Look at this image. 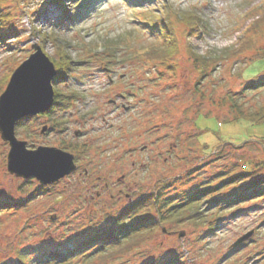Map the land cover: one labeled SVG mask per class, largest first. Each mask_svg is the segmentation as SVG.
<instances>
[{"label":"rangeland","instance_id":"1","mask_svg":"<svg viewBox=\"0 0 264 264\" xmlns=\"http://www.w3.org/2000/svg\"><path fill=\"white\" fill-rule=\"evenodd\" d=\"M162 1L175 12L169 11L178 43L166 61L146 57L162 44L163 25L153 18L164 9ZM0 10L12 14L0 22V96L34 44L53 61L67 51L65 76L53 85L62 94L76 93L67 110L39 116L27 130L16 127L17 137L29 146L64 142L78 148L75 172L18 209H0V262L23 256L20 246L64 237L80 244L89 240L86 230L117 226L115 217L159 179H175L162 190L164 197L196 189L210 177V192L197 207L188 205L191 218L165 222L121 252L72 263L156 264L170 253L173 264H264V193L250 198L264 190V182L258 184L264 176V123L232 120L237 110L264 104V86L244 90L264 80V23L261 33L253 32L264 19V0H101L72 24L58 22L63 8L50 0H7ZM189 12L202 18L199 29L184 21ZM153 21L159 29L147 25ZM54 119L64 123L53 127ZM44 126L51 130L42 133ZM8 151L0 136L1 203L25 200L41 186L8 172ZM202 156L209 161L195 169ZM250 231L252 240L234 251L233 243Z\"/></svg>","mask_w":264,"mask_h":264},{"label":"trees","instance_id":"2","mask_svg":"<svg viewBox=\"0 0 264 264\" xmlns=\"http://www.w3.org/2000/svg\"><path fill=\"white\" fill-rule=\"evenodd\" d=\"M6 1L7 0H0V9H1V5ZM98 1L101 0H75V2H73V0H66L65 3L58 5L61 8H63L62 17L58 22L62 24L71 22L72 24L76 21H79L81 18L85 16V14H87V12H89L91 9H94ZM129 1L137 4L140 3V1L142 0H129ZM50 2L52 3V5H57L56 3H53L52 0H50ZM162 3L164 2L162 1ZM69 5L73 7L72 9H74V13L69 8ZM163 7L164 9L161 10L162 12L160 11L159 14L153 15V18H156V20L160 21V23H162L163 25L162 32L160 33V42H159L162 44L152 46L153 48L149 49V51L146 54L147 58L150 57L152 59H156L159 61H166L168 59H171L172 56L174 55V51H176L178 47V43L174 33L173 22L170 19L171 13L169 11H171L172 13L175 12L171 10V6L168 3L166 4L164 3ZM189 13H191V17L185 13L184 15L185 20L183 19V16L182 17L180 16L179 19L180 20L182 19L185 22H187L191 27V29L195 28V26H197V29H199L202 23L201 20L202 18L197 13L194 12H189ZM11 17L12 14L10 12L1 15V10H0V22H3V20L8 21ZM263 23H264V19L257 20V23L253 27V32L255 34H259L262 32L260 25H262ZM149 24L152 28L153 27L158 28L159 26L155 21L148 22L147 25ZM1 30L3 32L5 30V27H1ZM52 33L56 35L58 32H52ZM247 38H246L248 40L246 41L247 43L253 42L252 37H247ZM241 43L239 44L240 47H241ZM245 45L246 44L244 43L242 47ZM64 47L65 46L63 44L57 45V48L59 49L61 48L63 49ZM109 50L111 51V49ZM60 55L62 57L61 61L52 60L57 69V74L53 80V83L59 81L60 77L64 78L65 76L64 65H66V59L69 58V56L67 51L65 50L61 51ZM259 55H264V49ZM215 59L217 58H215L214 56H209L208 61H213ZM205 66H209V63L205 64ZM260 86H264V80H261V82H256L255 84H250L246 86L244 90L256 89ZM75 94H76L75 92H71L69 94L68 93L62 94L57 89H55V97L53 103L54 107L52 106L50 110L46 111L45 113L36 116L24 117L23 119L17 122V127H21L27 130L32 126V123L35 121L37 117L43 116L49 111L51 116L52 114L56 113L59 110H67L70 107L72 99L75 98ZM241 119L246 120L252 124L264 123V104L263 105L261 104L257 108V110L254 111L245 112L242 110H237L232 120H241ZM63 123L64 122H60L59 119H54L52 126L59 127V125ZM47 129H49L48 126ZM196 146H198V144H196ZM58 148L64 149L66 151L69 150V152L75 155L78 152L75 151L78 150V148L72 147L70 144L66 145L64 142L61 145L59 144ZM204 159H206V157ZM199 160L200 161L197 164V167H195V169L198 168L203 163L209 161L208 158L207 160L204 161H202L201 159ZM182 175L177 176L176 179H178L179 181L180 179H182ZM247 175L248 174H241L238 176V178H244ZM259 178L260 179L258 181V184H262L264 182V176H260ZM211 179L213 178L209 177V180L205 179L203 181L209 182ZM168 180L170 179L169 178L161 179V180L159 179V182L153 185L152 190L149 194H146L144 198H140L136 203L132 204L127 209L122 210L119 213V215H117L113 220L114 223L117 224V226L114 227H112L111 225L108 227L102 226L95 229L93 232H90L88 230L84 231L83 235L88 236L89 238L88 241L80 244L70 245L69 243L71 239L68 237H64L63 241L61 240L57 241L56 239H54L48 241H41L42 243L40 242L39 244H29L28 246H26L28 248H24L25 246H20L21 247L20 253L23 256L18 257L15 262L9 263L7 261H3L0 262V264H73L72 262H74L77 258H85L87 260V257L91 256V258L89 259H92V256L96 254H97L96 256L98 255L101 256L106 254L107 252H111V253L121 252L124 248L128 246L131 247V245H135L147 239L165 222L180 223V221L183 219L191 218V214L193 213L191 209L197 207L196 201H198L199 198L204 197L207 193L210 192V190L206 189L207 186H205V184H207L208 182L200 184L197 188L195 187L196 189L189 188V190H187V192H184L183 194H181L180 192V194L177 195L166 194L164 197H162V195L165 194V192H162V190L168 188L169 183L173 182L175 179L171 181ZM32 181L33 183L35 182L34 178L26 182L32 183ZM165 182H167V184ZM45 186L47 185L39 186L40 188L35 189L33 191L32 196H29L27 199L22 201L13 202L11 201V199H5L7 201H4L2 203L0 202V209L3 208L18 209L26 205V203L29 202L31 197L38 195L40 191L46 190ZM262 193H264V190H262L257 195L251 196L250 198L259 196ZM218 197L219 198H217V200L223 198V196H218ZM188 205L191 207V209H189ZM142 208L144 209V214H141ZM195 213L198 214L197 211ZM185 214H187L188 216H184ZM79 235H74V236L78 237ZM65 239L67 241H65ZM91 247H94V250H92L91 253L85 254ZM77 255H79V257Z\"/></svg>","mask_w":264,"mask_h":264},{"label":"water","instance_id":"3","mask_svg":"<svg viewBox=\"0 0 264 264\" xmlns=\"http://www.w3.org/2000/svg\"><path fill=\"white\" fill-rule=\"evenodd\" d=\"M33 48L35 51L14 70L0 96V136L9 145L10 174L50 185L75 172L78 166L73 153L55 146H29L16 135L19 120L45 113L54 103L57 69L40 45L34 44ZM46 130L44 126L41 132ZM252 234L253 231L244 234L232 246H238Z\"/></svg>","mask_w":264,"mask_h":264},{"label":"flooded vegetation","instance_id":"4","mask_svg":"<svg viewBox=\"0 0 264 264\" xmlns=\"http://www.w3.org/2000/svg\"><path fill=\"white\" fill-rule=\"evenodd\" d=\"M123 79H125L124 78V76L123 75H121L120 76V78H119V81H122ZM109 80H110V82L111 83H116L111 77L109 78ZM120 98H121V100H124L125 98H126V96L125 95H123V94H120ZM113 102L114 103H119V101H117V100H113ZM120 105L121 106H123V107H126L125 105H124V103L123 102H120ZM50 112V111H49ZM46 113L45 114V116H47V117H49L50 116V113ZM44 116V115H43ZM48 130H50V129H47L44 133H46ZM80 133L81 132H75V135L76 136H78V135H80ZM178 145L176 144V145H174V146H172L171 147V151H173L174 149H176V147H177ZM57 147V146H56ZM59 147V146H58ZM144 149H145V147H144ZM198 150V149H197ZM76 158V157H75ZM203 158H205V156H202V157H200V159H203ZM75 161H76V159H75ZM190 176H188V178H192V177H194L195 176V174H189ZM108 184L106 183V186H107ZM125 196H126V198H127V200H132L131 199V197H130V194H127V193H125ZM252 240V237L251 238H248L247 240H245L244 242H242L241 244H239L238 246H236V247H234V251L235 250H237V249H240L242 246H245L248 242H250Z\"/></svg>","mask_w":264,"mask_h":264},{"label":"snow or ice","instance_id":"5","mask_svg":"<svg viewBox=\"0 0 264 264\" xmlns=\"http://www.w3.org/2000/svg\"><path fill=\"white\" fill-rule=\"evenodd\" d=\"M53 3H56L57 5L63 4L66 2V0H52ZM75 2V0H73ZM48 0H45V5H47ZM156 264H172L171 260V254L170 253H164L160 259L156 262Z\"/></svg>","mask_w":264,"mask_h":264}]
</instances>
